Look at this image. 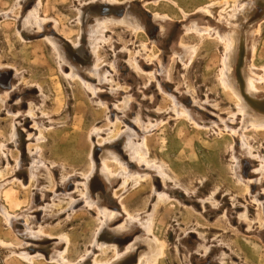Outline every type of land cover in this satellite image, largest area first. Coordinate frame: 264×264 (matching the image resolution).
Here are the masks:
<instances>
[{
	"label": "rangeland",
	"instance_id": "374dc122",
	"mask_svg": "<svg viewBox=\"0 0 264 264\" xmlns=\"http://www.w3.org/2000/svg\"><path fill=\"white\" fill-rule=\"evenodd\" d=\"M262 126L264 0H0L1 264H264Z\"/></svg>",
	"mask_w": 264,
	"mask_h": 264
},
{
	"label": "bare ground",
	"instance_id": "6f19581e",
	"mask_svg": "<svg viewBox=\"0 0 264 264\" xmlns=\"http://www.w3.org/2000/svg\"><path fill=\"white\" fill-rule=\"evenodd\" d=\"M226 2H227V1H226ZM223 4H224V1H223ZM205 11H208V10H205ZM229 17L232 18L233 16H232V15H229ZM193 30H194L198 35H203L204 33L209 34V33L212 31V30H207V29H203V28H193ZM220 38H221V37H220ZM230 48H231V42H230V40H228V49H230ZM229 51H230V50H229ZM229 59H230V54H229V52H228V57L225 59V70L223 71L222 76H221V83H222V85H223L225 88H231V86H230V80H229V78H228V74H227ZM231 89H232V88H231ZM91 91H92V90H91ZM239 108H240V112H241L242 114H245V111H244L243 107H242V106H239ZM254 123H256V122H254ZM262 127H264V126H262ZM129 152L131 153V156H132L135 160H137V161H140L139 156H138L139 153H140L141 155H143V156H142L143 159L147 157V151H146V149H145V147H144L143 144H142V145H136V147H134V145L131 144V145L129 146ZM113 159H114V158H113ZM115 160H116L117 162H119L117 158H116ZM143 162H144V161H143ZM147 166L153 168L154 170H156V172H157V170H159V167H157L156 165L148 164ZM157 173H158V172H157ZM159 174H161L160 170H159ZM122 176H123L124 179H128V178H130V175H127V174H123ZM137 178L142 179L143 176H137ZM12 199H13V198H6V202H7L9 205H11V206L14 204V202H13ZM0 210H1L0 214H2L3 217L6 219L7 223L10 224V220H11V218L5 213V211H4L3 209H0ZM102 214H103V213H102ZM107 214H108V215H107ZM103 215H104V220H105V217H106V219L108 220V218H109V213H106V214H103ZM102 223H103V222H102ZM160 254H161V249L158 247V245H157L156 243H149V245H148V249H147V252L141 254V257L144 258L146 264H147L148 262L154 263V262L156 261V259L160 256ZM21 258L24 259L25 261H28V263H29V262L32 263L31 260L35 259L36 257H35V256H33V257H29V256H27V255H21ZM2 261H3V260L1 259V260H0V264L2 263ZM56 261H58V259H56ZM58 262H59L60 264H62V260H59ZM63 264H64V263H63Z\"/></svg>",
	"mask_w": 264,
	"mask_h": 264
},
{
	"label": "crops",
	"instance_id": "0c3cea01",
	"mask_svg": "<svg viewBox=\"0 0 264 264\" xmlns=\"http://www.w3.org/2000/svg\"><path fill=\"white\" fill-rule=\"evenodd\" d=\"M13 202H14V204H13V206H12L11 208H15V206H17V204H16V202H15L14 199H13ZM0 204H1V208H3L4 211L7 213V215H8L9 217H11V216L8 214V212L11 211V210L9 209L8 204H3L2 200H0ZM16 209H17V207H16ZM0 217H1V220H2L3 217H2V216H0ZM1 229H2V228H1ZM3 230H4V228H3ZM22 254H23V255L30 256V255L25 254V253H22Z\"/></svg>",
	"mask_w": 264,
	"mask_h": 264
}]
</instances>
